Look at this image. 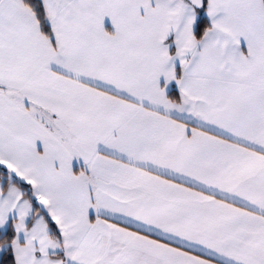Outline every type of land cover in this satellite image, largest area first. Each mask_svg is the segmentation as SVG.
Listing matches in <instances>:
<instances>
[{
	"label": "snow or ice",
	"instance_id": "snow-or-ice-1",
	"mask_svg": "<svg viewBox=\"0 0 264 264\" xmlns=\"http://www.w3.org/2000/svg\"><path fill=\"white\" fill-rule=\"evenodd\" d=\"M0 264H264V0H0Z\"/></svg>",
	"mask_w": 264,
	"mask_h": 264
}]
</instances>
